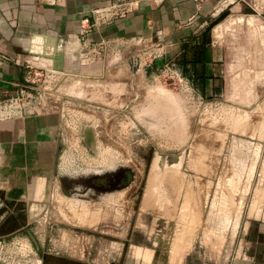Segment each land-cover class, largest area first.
Wrapping results in <instances>:
<instances>
[{"label": "rangeland", "instance_id": "rangeland-1", "mask_svg": "<svg viewBox=\"0 0 264 264\" xmlns=\"http://www.w3.org/2000/svg\"><path fill=\"white\" fill-rule=\"evenodd\" d=\"M221 5L199 39L221 48L218 95L146 35L85 47L76 69L25 58L0 123L41 132L0 151V225L23 216L0 232V264H264V0ZM162 154L182 172L157 170Z\"/></svg>", "mask_w": 264, "mask_h": 264}, {"label": "crops", "instance_id": "crops-1", "mask_svg": "<svg viewBox=\"0 0 264 264\" xmlns=\"http://www.w3.org/2000/svg\"><path fill=\"white\" fill-rule=\"evenodd\" d=\"M127 1L130 0H0V88L24 80V60L30 53L42 54L53 64L54 55L60 51L63 66L76 69L79 54L85 47L104 46L110 38L146 35L175 50L179 69L187 74V81L199 87L201 95H218L222 91L225 64L221 48L199 45V39L203 26L219 13V5L234 4L237 0H137L123 16L110 23L95 13L98 9L103 12L113 3L123 7ZM86 16L94 25L82 44L81 20ZM40 58L36 60L41 62ZM25 129L22 120L13 121L11 127L0 123V151L6 159L18 149L17 142L23 140L20 134ZM26 132L33 135L41 131L39 126H32ZM183 251L181 247V253L172 263L179 262ZM257 256L264 258L263 243Z\"/></svg>", "mask_w": 264, "mask_h": 264}, {"label": "bare ground", "instance_id": "bare-ground-1", "mask_svg": "<svg viewBox=\"0 0 264 264\" xmlns=\"http://www.w3.org/2000/svg\"><path fill=\"white\" fill-rule=\"evenodd\" d=\"M54 57H56V59H54L53 61V64H52V68L53 67H55V68H57V67H59V66H61L62 64H63V59H62V54H61V52L60 51H58L55 55H54ZM167 157H169V156H165V155H158V157L156 158V160H157V166H158V168H162V167H172V168H174L175 170H179V171H181L182 172V170H181V167H180V164L182 163V157H183V155H178V156H170L169 158H167ZM172 159H174L175 161H172ZM155 163H156V161H155ZM156 166V167H157ZM155 167V165H154V168H156ZM169 169V168H168ZM170 170V169H169ZM169 170H167V171H165L164 173H166L167 174V176H169L168 174H169V172L170 173H174L175 171H173V172H171V171H169ZM176 171V172H177ZM171 175V174H170ZM153 176V175H152ZM171 176H173V178H174V174L173 175H171ZM175 176H176V173H175ZM165 176H163V178H164ZM177 177V176H176ZM171 178V177H170ZM170 178H167V179H170ZM165 179H166V177H165ZM175 181V180H174ZM151 185V184H150ZM147 194V193H146ZM168 194H170V193H168ZM149 199V198H148ZM184 200H186V199H184ZM187 201V200H186ZM194 202V201H193ZM34 206V205H33ZM191 212V211H190ZM196 214V213H195ZM180 223V222H179ZM182 224V223H181ZM184 238V237H183ZM179 239V238H178ZM180 245H182V244H180ZM182 247H184V246H182Z\"/></svg>", "mask_w": 264, "mask_h": 264}, {"label": "built area", "instance_id": "built-area-1", "mask_svg": "<svg viewBox=\"0 0 264 264\" xmlns=\"http://www.w3.org/2000/svg\"><path fill=\"white\" fill-rule=\"evenodd\" d=\"M135 2H137V0L127 1L123 4V7H119L118 5H116V3H113L110 6H108V8H106L103 12L101 11L103 9H98L95 11V13L97 15H101V17L105 18V20H104L105 22L110 23L112 21V19H114L116 17L123 16L125 14V12H127L129 10L130 6L133 3L135 4ZM93 25H94V22L91 23L90 18L87 16L81 20V29L82 30H84L86 27H92Z\"/></svg>", "mask_w": 264, "mask_h": 264}, {"label": "flooded vegetation", "instance_id": "flooded-vegetation-1", "mask_svg": "<svg viewBox=\"0 0 264 264\" xmlns=\"http://www.w3.org/2000/svg\"><path fill=\"white\" fill-rule=\"evenodd\" d=\"M164 167H162V168H158V166H157V170H159V169H163ZM129 177V175L128 174H125L124 175V177H122L121 179H120V181L119 182H122V183H125L126 182V180H127V178ZM122 180V181H121ZM98 181H103L104 182V180H97V182ZM36 188V187H35ZM31 191V190H30ZM45 191V190H44ZM33 193V192H32ZM30 197V196H29ZM22 215V214H21ZM19 216V218L18 219H23V216ZM18 219L16 218V217H13V216H6L5 217V219H3V221H2V224L0 225V232H5L7 229H8V227H9V225H12V224H15V222L16 221H18ZM44 261H46V258L44 259ZM45 263V262H44ZM59 263V262H58ZM57 263V264H58ZM48 264H54L53 262H48Z\"/></svg>", "mask_w": 264, "mask_h": 264}, {"label": "water", "instance_id": "water-1", "mask_svg": "<svg viewBox=\"0 0 264 264\" xmlns=\"http://www.w3.org/2000/svg\"><path fill=\"white\" fill-rule=\"evenodd\" d=\"M54 59H56V57H53V60ZM54 62V61H53ZM59 68H61L60 66L59 67H57V68H55V67H53V69H59Z\"/></svg>", "mask_w": 264, "mask_h": 264}]
</instances>
